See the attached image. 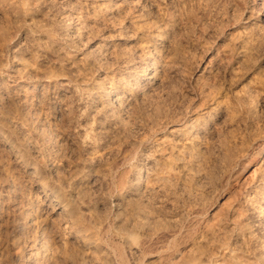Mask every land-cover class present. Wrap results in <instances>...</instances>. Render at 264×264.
<instances>
[{
  "label": "rangeland",
  "instance_id": "374dc122",
  "mask_svg": "<svg viewBox=\"0 0 264 264\" xmlns=\"http://www.w3.org/2000/svg\"><path fill=\"white\" fill-rule=\"evenodd\" d=\"M61 1L57 0V3L55 2L57 5L53 3H46L45 5L48 7L45 5L40 7V5H37L39 3H36L37 6L34 4V7L31 5L32 8H29L30 11L29 9L26 10L29 11L30 14L26 12L24 14L25 17L23 15V17L19 15L22 18L12 11L8 2L3 3L2 1L0 3V5L5 6L0 7V37L2 36V38H0V95L2 96H0V100L4 109L6 106L10 109L9 112L7 111L8 109H5V111L8 112L10 116L12 115L11 117L19 119L17 127L21 128L23 126V131H26L25 133L30 136L31 132H27L29 131L30 126L25 121H21L20 119V107L15 101L14 89L10 87V83H13V79H16L23 81L27 87L38 84L36 85L38 89L34 93V98L36 97V99L33 101L34 111L37 110L35 119L39 118V122L36 124L41 126L42 129L43 127L47 129V131L44 129L43 132L47 136L48 142H45V144L48 145H44L46 153L45 157H48V159L45 160L47 169L42 172L38 180L39 182L35 180L31 181L32 179L30 176L20 170L19 165L16 164L15 161L10 160L5 152H2V148H0V156L2 152V156L0 158V199L2 200V198H5L8 200L9 196H11L6 194L8 184L5 183L4 178L6 177L5 175L13 173L12 175L16 174L15 176H17V178L19 177L17 180L18 182L16 183L17 185L15 186L18 190V195L20 196L19 198L22 199L23 197L24 203H28L30 200L35 205L33 208L34 210L29 214L31 227L18 226L16 222L18 212L14 213L11 209H8L9 206L6 205L0 207V264H32L34 261V255L29 254L35 249L41 250L43 256L41 257L44 261L43 264H105V262L107 264H164L166 259L174 256L186 257L193 264H215L216 260H218L217 262L232 264L231 262H233V260L228 256V253L232 247L229 239L232 238L235 224L239 222L237 218L238 216L236 217L235 214H238L239 208L244 205L242 203H245L244 194L257 189L258 184L261 182L259 180L264 177V150L261 146H259V142H264V134L258 127L256 130H252L255 128V125L259 123L260 126H258L260 128H264V42H262L264 41V0H211V7L208 6L205 9L201 6H206L205 3L199 4L196 0H194V5L191 1V3L189 2L186 5L187 7H189L188 5L191 7L193 5V8L189 7L190 10L177 4H170L168 6L169 8L164 7L163 9V7L160 8L156 3H153L152 0H147L143 4H139L137 7L139 10L136 9L135 15L133 14L136 18L133 15L125 17L123 11L122 14L121 12L117 13V11H113L115 14V17L112 18L113 20L109 17H98L93 12L94 10L103 7L101 6L102 0ZM235 1L238 3L234 4ZM195 2L200 6L195 5ZM222 2H227L228 4H222ZM92 3L96 5H93ZM229 4H231V7ZM236 4L237 6L240 4L238 7L239 9L235 6ZM65 5L69 9L75 8V11H80L83 14V22L84 24H87L88 27H85L82 35L75 34L77 29L74 25L71 27L69 26L70 28L68 27L67 30H69V32L66 30L68 25L62 21L64 12L62 7ZM222 5H224V7ZM177 6H179V8L182 7L181 10ZM217 6L219 7L218 9ZM221 6L226 9L221 8ZM170 7H173L174 10L172 8L170 9ZM232 7H235L240 12H238V10L234 11L235 8L233 9ZM242 7L244 10H242ZM31 9L33 10V13ZM38 9H42L43 11ZM168 9L170 11H167ZM221 9L223 10L221 11ZM8 10H10V13ZM137 10L138 14L136 13ZM175 11L178 14H176ZM5 12L9 13L10 16H7L10 18L7 17L6 19L4 14ZM162 12H165V15H163ZM185 12L189 14L186 15ZM235 12L236 15H234ZM251 13L252 16H249ZM174 15H177V17L174 18ZM246 16L248 18H246ZM145 17H148L149 19H146ZM121 18L124 19L122 20ZM184 19L186 20L184 21ZM109 20L111 22H108ZM219 20H222L223 23ZM255 21L257 23H255ZM136 23L138 25L140 23V28L136 25ZM258 24L261 26V30H259L260 26ZM141 26H143V28ZM248 26H252V28H249ZM220 27L223 29H219ZM156 28H163L165 31H160ZM245 28L253 31L251 32L246 29L247 32L249 31V34L246 31L244 34ZM222 30L224 31L223 33ZM150 33H152L153 36ZM181 33L182 35L184 33L183 37H181ZM220 33H222L221 36ZM160 34L162 36H160ZM174 35L176 37H174ZM253 35L256 36L253 37ZM3 37H5V40ZM241 37L242 39H240ZM173 38L174 40H172ZM252 39H255L256 43H254L255 41ZM230 41L231 43H229ZM238 41L239 44H237ZM243 42H246V46L243 45ZM247 42L250 43L247 44ZM259 42L262 45L259 46ZM250 44L254 46L252 47ZM102 47H104L102 51H98L95 55L92 54L93 50ZM253 48L257 49L253 51ZM220 50L223 52H220ZM150 51L152 54H148ZM249 53L250 55H248ZM242 54H247V56H242ZM222 55L224 57H222ZM246 58L248 60H246ZM152 62H155V67L149 66ZM174 63L176 65H174ZM147 67L148 72H145L146 74L143 76V70ZM156 67H159L160 69H158L159 74L157 73V76L159 77L156 78L157 80H153L154 82L149 81L151 75L153 74V69L151 68ZM237 67L239 70H237ZM233 69L234 71H232ZM134 75H139L143 84L139 87V89L134 88L130 90V86L128 85L129 81L127 80L132 81ZM130 76L132 77L131 79ZM66 82L71 86H75L78 90L80 89L78 98L82 97L81 100H78V98H76L74 94L70 93L68 89L66 90L67 86L64 84ZM200 85L202 86L200 87ZM113 88L117 90V94L121 93L122 95L125 92L126 95L123 99L125 103H118V101L114 99L115 96L113 97L114 101L113 99L110 98V100L107 96H105L104 91H106V89L109 90ZM133 90H136L135 93ZM11 91L12 93H10ZM241 91L242 93H240ZM236 92H239L240 94ZM251 94L255 96H251ZM9 97L10 99H7ZM253 97H256V99L252 100ZM11 98L12 101L14 100L15 102H12ZM241 100L243 102H241ZM110 101H112V103ZM238 102L239 105H241L240 107ZM80 103L81 106L88 105L87 107L89 109L91 107L90 115L92 116L89 115L87 118L88 123L90 122L88 125L93 129L95 128V131L93 130V135L100 140L98 143L99 148L93 152H91L92 150H89L88 152L85 150L83 151L81 147L82 143L78 135L79 123H76L78 121L75 117L78 114V106ZM110 103L115 107L110 106ZM11 104L12 106H10ZM256 104L257 106H254ZM113 108L119 113L121 111L120 114L122 117L130 123L127 124L126 122L127 125H130L128 126L130 134L129 132L126 134L120 124H117L116 126L113 122V118L110 115V110ZM232 109L234 111H232ZM14 110H16L17 113ZM13 111L14 113L12 114ZM249 112H257V114L255 115ZM15 113L16 116H14ZM250 114L252 115V118L249 117L251 116ZM231 115L233 116L230 118ZM235 116H237V118ZM245 118L246 120L247 118L251 119L253 123L252 121L250 122V120L245 121ZM192 119H194V122H192ZM240 119H242V122ZM48 120L52 122H47ZM126 120H124V123ZM92 121L94 122V125H92ZM198 122L200 124L203 123L204 125H200ZM245 123L248 124V127ZM190 125H195L193 128L194 130L189 128ZM207 126H209V128ZM180 128L183 129L181 130ZM121 129L124 132H122ZM187 129L188 131H186ZM204 129L206 130L204 131ZM216 130L218 131L216 132ZM245 130L247 132L249 130L250 131L247 133ZM256 131L260 132L257 133ZM262 131L264 132V129H262ZM243 132H245L246 135H243L246 137L242 135ZM256 133H260V136H257ZM193 134L198 137L195 135L193 136ZM241 136H243L242 138L244 139H246L247 136L251 137H248L249 141L247 142V139L244 140ZM254 136L255 139H253ZM195 137L198 138V140L196 138V142L200 144H198V147L203 146L200 147L203 148L200 149V153H206L205 155L202 153L203 156L201 158L203 163L201 162L197 166L195 163H191V157L189 156L190 153L188 154L190 150H193L192 141ZM233 139H235V141H233ZM31 140H33V142L29 141L26 148L28 158L31 157L30 161L34 160L32 159V156H30L31 153H36L35 150L37 146L43 145L42 143H37L35 139ZM243 141L245 142L242 143ZM239 142H241L242 145L241 143L239 144ZM237 145L239 146L237 147ZM46 146L48 147L46 148ZM58 146L61 150H58ZM185 146L190 147H187L189 151L185 149ZM233 151H235L236 154ZM227 154H229V157H227ZM149 155H151V157ZM180 155L181 159L179 160L177 157ZM90 158L93 159L95 163H93L90 168L84 167V162ZM227 158H230L231 160ZM2 159H7L8 161L5 160L3 163ZM154 160H157L159 164L164 167L169 166L167 170H171L172 173H174L173 171L175 169L176 176L174 173L170 179L172 180V184L169 180V182L166 181L162 185H166L163 188L165 189L167 187L168 191L167 189H165L167 192L162 190L163 188L161 185H153V183L144 181V183H146L142 184L143 189H146L147 186V188H153L154 191L156 190L155 193L157 194H155L151 199H142L141 197H137L136 194L133 195L131 192H128V189L126 188H128L129 183L126 184L124 180L127 182L130 180V166L139 161L138 163L143 164V166H145L144 169L147 170ZM181 164H184V167ZM146 165H148V167ZM205 165L206 167H204ZM4 166L5 168H3ZM201 166L203 168H201ZM85 169H89V171ZM127 169L128 172L125 171ZM176 169H180V172L184 173L181 174L178 172L179 170L176 171ZM10 170L13 171L10 172ZM181 178H183V180ZM118 180L121 182L119 183ZM180 180L183 181L182 185L180 184ZM167 182L173 186L167 185ZM173 182L178 185L176 186ZM40 183L45 185L47 184L48 186H56L55 188L59 190V195L61 196L59 197L60 202L63 201V203H73V210L76 208V211H73L75 215L72 213L73 216L71 217L66 215L61 216L59 214L60 204L56 201L51 202L52 204L49 202L50 199L47 198L43 190L44 188ZM10 184H12V182ZM168 187H170V189ZM158 189L160 190V195L159 192H157ZM174 189L175 191H173ZM1 191L3 193H1ZM183 192H186L187 195H182ZM176 193L177 195H175ZM161 194H165V196ZM121 196L123 198H121ZM136 197L138 198L137 200L135 199ZM126 199L128 201H126ZM172 199H174L175 202ZM241 200L244 201L241 202ZM151 201H154V204ZM143 202V205L145 206H142ZM53 204H55V206H53ZM158 204H160L159 206L163 208V210L157 208ZM174 204L176 208H172V205ZM148 206L150 208H147ZM236 206L238 207L236 208ZM151 207H153V209ZM177 207L179 208L177 209ZM140 208L143 209H141L143 212ZM167 208L171 210L167 211ZM172 209L177 210L175 211ZM159 210L164 214H160ZM146 213H149L147 215L148 217H152L148 219V217H146ZM249 213L250 212L248 211L247 216ZM172 214L174 215L173 217ZM126 215L127 217H125ZM160 215H162V218ZM163 216H165V218H163ZM155 217L156 219L159 218V220L157 219L156 221ZM170 217L172 220H176L179 217L181 219L184 217V219L181 220L179 218L181 220L180 223V220L176 222L171 220L169 222ZM134 218L135 220H133ZM168 218L169 220H166ZM138 219L140 221L146 220L147 225L150 224L151 221L148 222L150 219H154L153 221L155 223L152 221V225L154 224L153 226L150 224L148 226L145 225L144 227H141L139 224H135L139 221ZM126 220L128 225L126 224L127 222H125ZM131 222L133 223L131 224ZM232 222H234V224ZM174 223H176V225H174ZM155 224H158L157 226L159 228ZM212 224L219 227L216 228ZM172 225L174 226L172 227ZM129 227H132V229ZM145 227H147V230ZM121 229L123 231H121ZM143 231H146L147 233H144ZM230 231H232L231 236ZM203 233H206L207 235L204 234V236L206 235L204 237ZM131 234H134L137 239H132ZM150 234H154L153 237ZM175 234L176 236H174ZM209 234H211V236H209L210 241L207 240L209 239ZM220 234H223L222 238H220ZM149 235L152 238L148 237ZM213 235L214 237H212ZM217 236L219 237V240ZM223 236L227 239V241L225 240L227 244L222 240ZM213 239L218 242L213 243ZM199 241H202L200 242V245L203 247L199 245ZM205 241L207 244H203ZM211 244L213 246H209ZM205 245L207 249L204 247ZM196 248H198L199 251H196ZM210 248L213 249L210 251ZM201 249L203 250L200 253ZM135 250L137 251V254L134 252ZM159 250H161V252ZM192 251L196 252V255H193ZM218 251H220L221 254ZM222 254H225L226 257ZM137 255L140 257L138 258ZM207 255L209 258L211 256L212 259L207 258ZM143 258H145L144 261H142ZM205 261L207 262L205 263Z\"/></svg>",
  "mask_w": 264,
  "mask_h": 264
},
{
  "label": "bare ground",
  "instance_id": "6f19581e",
  "mask_svg": "<svg viewBox=\"0 0 264 264\" xmlns=\"http://www.w3.org/2000/svg\"><path fill=\"white\" fill-rule=\"evenodd\" d=\"M3 1V3H7L8 2V4L10 5V7L12 8V11H14V13L16 14V15H23L24 16V14L26 13V12H28L29 13V11H30V7H31V5L34 7V4L36 5V3H39V4H37V5H40V7H43L46 3H53V4H55V2L57 3V0H2ZM2 1H0V3L2 2ZM59 1V0H58ZM61 1V0H60ZM147 0H102V4H101V6H103L102 8L100 7V9H96V10H94L93 12L95 13V15L96 16H98V17H109L110 19H112V18H114L115 17V14H114V12L113 11H117V13H120L121 12V14H122V11H123V13H124V15H125V17H128V16H130V15H135V11H136V9H138L137 7L139 6V4H143L144 2H146ZM153 1V3H156L160 8L161 7H163V9H164V7H168L170 4H177V5H182V6H184V8L186 7L187 9H189V7H191L190 5H188L189 7H187L186 5L191 1L192 3H193V1L194 0H152ZM215 1V0H214ZM221 1V0H220ZM230 1V0H229ZM250 1H252V0H250ZM62 2V1H61ZM190 2V3H191ZM196 2H198L199 4H201V3H205V5L206 6H203V5H201L202 7H204V9L206 8V7H208V6H210V2H211V0H196ZM196 2H195V5H199V4H196ZM221 3V2H220ZM225 4L227 3V2H224ZM223 2H222V4H224ZM235 3H238V2H234V4ZM243 3V2H242ZM59 4V3H58ZM61 4V3H60ZM93 4V3H92ZM146 4V3H145ZM152 4V3H151ZM150 4V5H151ZM155 4V5H156ZM214 4V3H213ZM228 4V3H227ZM234 4H232V5H234ZM36 5V6H37ZM55 5H57V4H55ZM93 5H96V4H93ZM148 5V4H147ZM193 5H194V3H193ZM193 5H192V7L191 8H193ZM230 5V7H231V4H229ZM240 5V4H239ZM239 5L237 6V4L235 5V6H237V8L239 7ZM2 5H0V7H1ZM35 6V7H36ZM46 6V5H45ZM92 6V5H91ZM144 6V5H143ZM172 6V5H171ZM200 6V5H199ZM223 7H224V5H222ZM221 6V8H223ZM244 6V5H243ZM2 7H5L4 5L2 6ZM46 7H48V6H46ZM50 7V6H49ZM142 7V6H141ZM158 7V8H159ZM173 7H175V6H173ZM173 7H170V9L172 8L173 9ZM178 8H179V6H177ZM181 7V6H180ZM198 7V6H197ZM211 7V6H210ZM215 7V6H214ZM226 7V6H225ZM244 7H246V6H244ZM7 8V7H6ZM8 8H9V6H8ZM32 8V7H31ZM38 8V7H37ZM36 8V9H37ZM63 9H64V12H63V17H62V21H64L68 26L66 27V30L68 29V27L70 26H72V25H74L75 27H76V33L75 34H78V35H82L83 34V32H84V30H85V27H88L87 26V24H84V22H83V14L79 11V12H77V11H75V8L74 9H69L66 5L64 6V7H62ZM166 8H165V10H166ZM169 8V7H168ZM182 8V7H181ZM181 8H179L180 10H181ZM219 7L217 6V9H218ZM233 9L235 8V7H232ZM231 8V9H232ZM243 8V7H242ZM1 9V8H0ZM29 9V11H26V10H28ZM34 9V8H33ZM163 9H161V10H163ZM210 9V8H209ZM208 9V10H209ZM214 9V8H213ZM223 9H226V8H223ZM223 9H221V11L223 10ZM239 9V8H238ZM238 9H236L235 8V10L234 11H236V10H238ZM4 10H7V9H4ZM38 10H42V9H38ZM78 10V9H77ZM139 10V9H138ZM138 10H137V14H138ZM174 10V9H173ZM183 10V9H182ZM190 10V9H189ZM196 10V9H195ZM228 10H229V8H228ZM242 10H244V8L242 9ZM241 10V11H242ZM9 11V13H10V10H8ZM7 11V12H8ZM31 11H32V13H33V10L31 9ZM35 11V10H34ZM43 11V10H42ZM160 11V10H159ZM167 11H170L169 9L167 10ZM166 11V12H167ZM187 11V10H186ZM217 11V10H216ZM220 11V10H219ZM234 11H232V12H234ZM39 12V11H38ZM61 12V11H60ZM140 12V11H139ZM176 12V11H175ZM190 12H192V11H190ZM206 12H207V10H206ZM210 12V11H209ZM231 12V13H232ZM238 12H240L239 10H238ZM237 12V13H238ZM243 12V11H242ZM245 12H246V10H245ZM3 13V12H2ZM9 13H4L5 14V16H6V19H7V17H9L10 15H9ZM13 13V12H12ZM27 13V14H28ZM31 13V14H32ZM147 13V12H146ZM157 13V12H156ZM163 13V12H162ZM165 13V12H164ZM163 13V15H165ZM169 13V12H168ZM171 13V12H170ZM183 13V12H182ZM186 13V12H185ZM205 13V12H204ZM212 13V12H211ZM30 14V13H29ZM160 14V13H159ZM173 14V13H172ZM176 14H178L177 12H176ZM187 14H189V13H186V15ZM215 14V13H214ZM221 14V13H220ZM242 14V13H241ZM250 14V13H249ZM7 15H9V16H7ZM117 15V14H116ZM133 15V16H134ZM140 15V14H139ZM162 15V14H161ZM170 15V14H169ZM197 15V14H196ZM232 15V14H231ZM234 15H236V12L234 13ZM234 15H233V17H234ZM247 15V14H246ZM12 16V15H11ZM21 16H19V17H21ZM22 16V17H23ZM121 16H123V15H121ZM150 16V15H149ZM156 16V15H155ZM167 16V15H166ZM172 16V15H171ZM184 16H185V14H184ZM183 16V17H184ZM199 16V15H198ZM197 16V17H198ZM211 16V15H210ZM230 16V15H229ZM228 16V17H229ZM244 16V15H243ZM249 16H252V13H251V15H249ZM21 17V18H22ZM25 17V16H24ZM135 17V16H134ZM160 17V16H159ZM158 17V18H159ZM168 17V16H167ZM175 17H177V15L175 16L174 15V18ZM180 17H182V16H180ZM201 17V16H200ZM10 18V17H9ZM8 18V19H9ZM117 18H118V16H117ZM136 18V17H135ZM142 18V17H141ZM146 18V17H145ZM148 18V17H147ZM146 18V19H147ZM156 18V17H155ZM225 18V17H224ZM246 18H248L247 16H246ZM259 18V17H258ZM122 19V18H121ZM124 19V18H123ZM122 19V20H123ZM127 19V18H126ZM125 19V20H126ZM137 19H138V17H137ZM140 19V18H139ZM149 19V18H148ZM182 19V18H181ZM230 19V18H229ZM232 19H234V18H232ZM231 19V20H232ZM251 19V18H250ZM105 20V19H104ZM113 20V19H112ZM116 20H118V19H116ZM136 20V19H135ZM153 20H154V17H153ZM160 20H162V19H160ZM167 20V19H166ZM186 19H184V21H185ZM200 20V19H199ZM261 20V19H260ZM133 21V20H132ZM137 22H139L138 20H136ZM163 21V20H162ZM175 21V20H174ZM177 21H179V20H177ZM220 21V20H219ZM219 21H218V23H219ZM222 21V20H221ZM220 21V22H221ZM236 21V20H235ZM248 21V20H247ZM246 21V22H247ZM251 21V20H250ZM108 22H111L110 20L108 21ZM144 22V21H143ZM148 22H150V21H148ZM165 22V21H164ZM168 22H169V20H168ZM176 22V21H175ZM180 22H183V21H180ZM179 22V23H180ZM259 22V21H258ZM64 23V24H65ZM151 23V22H150ZM166 23H167V21H166ZM170 23H172V22H170ZM218 23H216V24H218ZM221 23H223V21L221 22ZM224 23L226 24V22L224 21ZM255 23H257L256 21H255ZM63 24V23H62ZM65 24V25H66ZM116 24V23H115ZM132 24V23H131ZM153 24V23H152ZM169 24V23H168ZM176 24V23H175ZM251 24V23H250ZM129 25V24H128ZM136 25L139 27V25H140V23H139V25L136 23ZM147 25V24H146ZM219 25H220V23H219ZM219 25H218V27H219ZM224 25V24H223ZM228 25V24H227ZM248 25V24H247ZM256 25V24H255ZM259 25V24H258ZM117 26V25H116ZM152 26H154V25H152ZM178 26V25H177ZM222 26V25H221ZM260 26V25H259ZM63 27V26H62ZM61 27V28H62ZM69 27V28H70ZM132 27H134V26H132ZM142 28H143V26H141ZM145 27V26H144ZM225 27H227V26H225ZM249 27V26H248ZM140 28V27H139ZM141 28V29H142ZM161 28V27H160ZM160 28H156L157 30H160V31H162L163 30V28L162 29H160ZM176 28V27H175ZM191 28V27H190ZM196 28V27H195ZM249 28H252V26L251 27H249ZM131 29V28H130ZM135 29V28H134ZM147 29V28H146ZM149 29H151V28H149ZM148 29V30H149ZM219 29H223V28H219ZM246 29L247 30H249L248 28H245V30H244V34H245V31H246ZM254 29V28H253ZM262 28H261V26H260V29L259 30H261ZM64 30V29H63ZM132 30V29H131ZM136 30V29H135ZM147 30V31H148ZM152 30V29H151ZM156 30V31H157ZM172 30V29H171ZM226 30V29H225ZM68 32H69V30H67ZM123 31H124V29H123ZM126 31V30H125ZM155 31V30H154ZM163 31H165V29L163 30ZM177 31V30H176ZM221 31V30H220ZM249 31H251V30H249ZM248 31V32H249ZM253 31V30H252ZM251 31V32H252ZM133 32V31H132ZM149 32H150V30H149ZM153 32V31H152ZM167 32V31H166ZM173 32H175V31H173ZM173 32H172V34H173ZM195 32V31H194ZM224 31L222 30V33H223ZM232 32V31H231ZM242 32V31H241ZM247 32V31H246ZM247 32V33H248ZM256 32V31H255ZM4 33V32H3ZM124 33V32H123ZM122 33V34H123ZM138 33V32H137ZM156 33V32H155ZM154 33V34H155ZM159 33V32H158ZM161 33V32H160ZM165 33V32H164ZM189 33V32H188ZM219 33V32H218ZM222 33H220V36H221V34ZM254 33V32H253ZM257 33V32H256ZM255 33V34H256ZM5 34V33H4ZM4 34H3V36H4ZM136 34V33H135ZM151 35H152V33H150ZM169 34V33H168ZM171 34V35H172ZM175 34V33H174ZM225 34V33H224ZM232 34V33H231ZM243 34V33H242ZM249 34V33H248ZM258 34V33H257ZM261 34H262V32H261ZM180 35V34H179ZM181 35H182V33H181ZM183 35H184V33H183ZM183 35L181 36V37H183ZM259 35H260V33H259ZM6 36V35H5ZM128 36H130V35H128ZM131 36H133V35H131ZM137 36V35H136ZM153 36V35H152ZM155 36V35H154ZM160 36H162L161 34H160ZM178 36V35H177ZM231 36H233V35H231ZM243 36V35H242ZM248 36V35H247ZM250 36V35H249ZM251 36H252V33H251ZM256 36V35H255ZM254 35H253V37H255ZM142 37V36H141ZM158 37V36H157ZM173 37V36H172ZM174 37H176L175 35H174ZM180 37V36H179ZM178 37V38H179ZM225 37H226V35H225ZM224 37V38H225ZM234 37V36H233ZM246 37V36H245ZM0 38H2V36L0 37ZM178 38H176V39H178ZM229 38V37H228ZM235 38H236V35H235ZM246 38H248V37H246ZM251 38V37H250ZM257 38H259V37H257ZM3 39L5 40V37H3ZM232 39V38H231ZM230 39V40H231ZM238 39V38H237ZM240 39H242V37L240 38ZM239 39V40H240ZM263 39V38H262ZM172 40H174V38L172 39ZM180 40V39H179ZM185 40V39H184ZM229 40V39H228ZM248 40H250V39H248ZM252 40H254L255 41V39H252ZM251 40V41H252ZM7 41V40H6ZM5 41V42H6ZM145 41V40H144ZM153 41V40H152ZM155 41V40H154ZM156 41H158V40H156ZM176 41V40H175ZM242 41H244V40H242ZM180 42V41H179ZM234 42V41H233ZM236 42H237V40H236ZM261 42V41H260ZM259 42V43H260ZM262 42H264V41H262ZM2 43H4V42H2ZM145 43V42H144ZM153 43V42H152ZM229 43H231V41L229 42ZM228 43V44H229ZM244 44L243 45H245V43L246 42H243ZM250 43V42H249ZM248 42H247V44H249ZM253 43V42H252ZM251 43V44H252ZM254 43H256V41L254 42ZM253 43V44H254ZM259 43H257V44H259ZM171 44V43H170ZM237 44H239V41H238V43ZM242 44V43H241ZM250 44V46H252ZM106 45V44H105ZM140 45V44H139ZM146 45V44H145ZM176 45V44H175ZM224 45V44H223ZM234 45V44H233ZM242 45V46H243ZM260 45H262L261 43L259 44V46ZM147 46V45H146ZM241 46V45H240ZM246 46V45H245ZM244 46V47H245ZM249 46V45H248ZM254 46V45H253ZM252 46V47H253ZM264 46V45H263ZM106 47V46H105ZM108 47V46H107ZM226 47V46H225ZM232 47V46H231ZM244 47H243V49H244ZM258 47V46H257ZM262 47V46H261ZM220 48V47H219ZM248 48V47H247ZM259 48V47H258ZM263 48V47H262ZM104 49V47H102V48H99V49H95V50H93L92 51V54H96L98 51H102ZM162 49V48H161ZM220 49H222V48H220ZM226 49H227V47H226ZM242 49V48H241ZM250 49V48H249ZM248 49V50H249ZM254 49V48H253ZM252 49V50H253ZM257 48H255L253 51H255ZM261 49V48H260ZM218 50V49H217ZM240 50V49H239ZM259 50V49H258ZM152 51V50H151ZM151 51H150V53L148 52V54H152L151 53ZM158 51V50H157ZM229 51V50H228ZM245 51V50H244ZM106 52V51H105ZM107 52H109V51H107ZM220 52H223V51H221L220 50ZM226 52V51H225ZM246 52H247V50H246ZM248 52H250V51H248ZM252 52V51H251ZM103 53V52H102ZM115 53V52H114ZM231 53V52H230ZM237 53H238V51H237ZM99 54V53H98ZM111 54V53H110ZM147 54V55H148ZM226 54V53H225ZM225 54H224V56H225ZM228 54H229V52H228ZM103 55V54H102ZM218 55V54H217ZM231 55V54H230ZM236 55V54H235ZM239 55V54H238ZM248 55H250V53L248 54ZM252 55V54H251ZM104 56V55H103ZM148 56H150V55H148ZM220 56V55H219ZM223 55H222V57H224ZM242 56H247V54L246 55H243L242 54ZM98 57V56H97ZM229 57H231V56H229ZM249 57V56H248ZM215 58V57H214ZM216 58H218V57H216ZM233 58H235V57H233ZM237 58V57H236ZM239 58H241V57H239ZM220 59V58H219ZM229 59V58H228ZM130 60V59H129ZM155 60V59H154ZM153 60V61H154ZM243 60V59H242ZM246 60H248L247 58H246ZM252 60V59H251ZM128 61V60H127ZM151 61V60H150ZM149 61V62H150ZM157 61V60H156ZM231 61V60H230ZM234 61V60H233ZM125 62V61H124ZM174 62V61H173ZM226 62V61H225ZM240 62H242V61H240ZM170 63V62H169ZM243 63H244V61H243ZM155 62H152L151 64H149V66L151 67H155ZM167 64V63H166ZM226 64V63H225ZM158 65V64H157ZM174 65H176L175 63H174ZM220 65H221V63H220ZM239 65V64H238ZM241 65H243V64H241ZM160 66V65H159ZM216 66H218V65H216ZM232 66V65H231ZM224 67V66H223ZM226 67H227V65H226ZM242 67V66H241ZM221 68V67H220ZM225 68V67H224ZM238 68V67H237ZM236 68V69H237ZM151 69H153V74L151 75V77H150V80L149 81H155V79L157 78V77H159V76H157V73L159 74V67L157 68H151ZM159 69V70H158ZM173 69H175V68H173ZM177 69V68H176ZM231 69H232V67H231ZM235 69V70H236ZM148 70V67L146 68V69H144L143 71V76H145V72H148L147 71ZM225 70V69H224ZM237 70H239V68L237 69ZM240 70H241V68H240ZM223 71V70H222ZM228 71V70H227ZM232 71H234V69L232 70ZM231 71V72H232ZM219 72H221V71H219ZM230 72V73H231ZM235 73V72H234ZM136 74V73H135ZM141 74V73H140ZM217 74V73H216ZM142 75V74H141ZM15 76V75H14ZM13 76V77H14ZM241 76V75H240ZM12 77V78H13ZM21 77H23V76H21ZM32 77H34V76H32ZM142 77V76H141ZM15 78V77H14ZM26 78H27V76H26ZM31 78V77H30ZM29 78V79H30ZM35 78V77H34ZM39 78V77H38ZM37 78V79H38ZM47 78V77H46ZM132 77L130 76V79H131ZM147 78H149V77H147ZM222 78V77H221ZM233 78H234V76H233ZM236 78H237V76H236ZM18 79V78H17ZM44 79V78H43ZM48 79V78H47ZM143 79V78H142ZM27 80V79H26ZM32 80V79H31ZM42 80V79H41ZM145 80V79H144ZM157 80V79H156ZM232 80V79H231ZM13 83H10V87L11 88H13L14 89V96H15V101L19 104V107H20V119H21V121H25L29 126H30V128H29V131H27V132H31V134H30V136L29 135H27L25 132L26 131H23V129H22V127L21 128H18L17 127V125L19 124V119L18 118H14V117H11L10 115H9V111H10V109H8L7 108V106L5 107V109H8L7 111L8 112H6L5 111V109H4V107H3V105H2V102H1V100H0V148H2L1 150H2V152H5V154L8 156V158L10 159V160H13V161H15L16 162V164H18L19 165V168H20V170H22L23 172H25L26 174H28L29 176H30V178L32 179L31 181H33V180H35V181H38L39 180V178H40V176H41V174H42V172L43 171H46V164H45V160L46 159H48V157L46 158L45 156H46V153H45V146L44 145H48V144H45V142H47V136L45 135V133L43 132V130L45 129L44 127H43V129L41 128V126H39V125H37L36 123L37 122H39L38 121V117H36V118H38V119H35V116L37 115L36 113H37V110H35L34 111V100L36 99V97L34 98V93L37 91V86L36 85H38V84H36V85H32L31 87H27L26 86V84H24L23 83V81H21V80H16V79H13ZM30 81V80H29ZM33 81V80H32ZM43 81V80H42ZM127 81H129L128 82V85L130 86L129 88H130V90H132V89H139V87L143 84V82H141V79L139 78V75H137V76H135L134 75V77L132 78V81L131 80H127ZM153 81V82H154ZM214 81V80H213ZM10 82V81H9ZM8 82V83H9ZM26 82V81H25ZM41 82V81H40ZM69 82V81H68ZM202 82V81H201ZM227 82V81H226ZM28 83V82H27ZM230 83V82H229ZM4 84H6V83H4ZM64 84H66V86H67V88H66V90L68 89V91L70 92V93H72V94H74L75 95V97L76 98H78L79 97V90L75 87V86H71L70 84H68L67 82L66 83H64ZM151 84H152V82H151ZM232 84V83H231ZM45 85V84H44ZM63 85V84H62ZM202 85H200V87H201ZM208 86V85H207ZM213 86V85H212ZM77 87H78V85H77ZM144 87V86H143ZM209 87H210V85H209ZM248 87V86H247ZM80 88V87H79ZM8 89H9V87H8ZM145 89V88H144ZM11 90V89H10ZM250 90V89H249ZM253 90V89H252ZM252 90H251V92H252ZM129 91V90H128ZM134 91V90H133ZM136 91V90H135ZM135 91H134V93H135ZM204 91V90H203ZM209 91V90H208ZM208 91H207V93H208ZM212 91V90H211ZM248 91V90H247ZM257 91V90H256ZM105 92V96H107L109 99L111 98V99H113V97L115 96V98L114 99H116V101H118V103H120V104H122V103H125L124 102V97H125V92L121 95V93L120 94H117V90L115 89V88H113V89H106V91H104ZM138 92V91H137ZM248 92H250V91H248ZM254 92V91H253ZM5 93V92H4ZM7 93V92H6ZM9 93V92H8ZM10 93H12V91L10 92ZM83 93V92H82ZM148 93V92H147ZM218 93V92H217ZM236 93H239V92H236ZM240 93H242V91L240 92ZM239 93V94H240ZM256 93V92H255ZM254 93V94H255ZM139 94V93H138ZM143 94V93H142ZM211 94V93H210ZM262 94V93H261ZM13 95V94H12ZM135 95V94H134ZM145 95V94H144ZM246 95H247V93H246ZM1 96V95H0ZM37 96V95H36ZM249 96V95H248ZM251 96H255V95H253V94H251ZM251 96H249V97H251ZM258 96V95H257ZM260 96V95H259ZM2 97V96H1ZM144 97V96H143ZM146 97V96H145ZM4 98V97H3ZM82 98V97H81ZM81 98H78V100H81ZM131 98V97H130ZM147 98V97H146ZM149 98V97H148ZM151 98V97H150ZM244 98V97H243ZM242 98V99H243ZM263 98V97H262ZM7 99H10V97L9 98H7ZM110 99V100H111ZM114 99H113V101H114ZM136 99V98H135ZM140 99V98H139ZM254 99H256V97L254 98L253 97V99L252 100H254ZM106 100H107V98H106ZM130 100V99H129ZM144 100V99H143ZM237 100V99H236ZM240 100V99H239ZM251 100V99H250ZM251 100V101H252ZM264 100V99H263ZM11 101H12V98H11ZM10 101V102H11ZM14 101V100H13ZM12 101V102H13ZM14 101V102H15ZM38 101V100H37ZM147 101V100H146ZM231 101V100H230ZM243 101H244V99H243ZM242 100H241V102H243ZM4 102V101H3ZM7 102V101H6ZM36 102V101H35ZM40 102V101H39ZM111 103H112V101H110ZM142 102H144V101H142ZM247 102V101H246ZM254 102V101H253ZM253 102H252V104H253ZM82 103H83V101H82ZM110 103V104H111ZM114 103V102H113ZM236 103H237V101H236ZM15 104V103H14ZM35 104H37V103H35ZM108 104H109V102H108ZM204 104V103H203ZM227 104V103H226ZM233 104H234V101H233ZM241 104V103H240ZM258 104H259V101H258ZM4 105H6V104H4ZM106 105V104H105ZM154 105V104H153ZM156 105V104H155ZM200 105V104H199ZM238 105H239V102H238ZM245 105V104H244ZM10 106H12V104L10 105ZM88 106V105H87ZM87 106H85V105H83V106H81V103L79 104V106H78V114L75 116L76 117V120L78 121V122H76V123H79V125H78V128H79V132H78V135H79V138H80V141H81V143H82V145H81V147H82V149H83V151L85 150V151H91V152H93V151H95V150H97V148H99V141L100 140H98V138L96 137V136H94L93 135V130L95 129H93V128H91V127H89V123H88V121H87V118H88V116L90 115V109H91V107H90V109L87 107ZM110 106H112V104L110 105ZM230 106V105H229ZM241 105H239V107H240ZM254 106H257V104L256 105H254ZM8 107H9V105H8ZM112 107H115V106H112ZM156 107V106H155ZM200 107V106H199ZM222 107V106H221ZM220 107V108H221ZM36 108V107H35ZM108 108V107H107ZM220 108H219V110H220ZM235 108V107H234ZM255 108V107H254ZM254 108H252V109H254ZM261 108V107H260ZM11 109H12V107H11ZM132 109V108H131ZM156 109V108H155ZM190 109V108H189ZM194 109H196V108H194ZM199 109V108H198ZM256 109V108H255ZM262 109V108H261ZM264 109V108H263ZM262 109V110H263ZM119 110V109H118ZM157 110H158V108H157ZM162 110V109H161ZM241 110V109H240ZM239 110V111H240ZM14 111H16V110H14ZM14 111L12 112V114L14 113ZM55 111V110H54ZM93 111V110H92ZM124 111V110H123ZM127 111V110H126ZM156 111V110H155ZM232 111H234L233 109H232ZM245 111V110H244ZM252 111V110H251ZM162 112V111H161ZM231 112V111H230ZM235 112H236V110H235ZM234 112V113H235ZM247 112V111H246ZM16 113H17V111H16ZM16 113H15V115L14 116H16ZM110 115L112 116V118H113V122L116 124V126H117V124H120L121 125V127H122V129L126 132V134H128L127 132H129V134H130V131H128L129 130V127L128 126H130V125H127V124H130V123H128L127 122V120L126 119H124L123 117H122V115L120 114L121 113V111H120V113L117 111V110H114V108L112 109V110H110ZM156 113V112H155ZM231 113H233V112H231ZM237 113V112H236ZM249 113H251V112H249ZM159 114H161V113H159ZM246 114V113H245ZM251 114H257V112H255V113H251ZM250 114V115H251ZM43 115V114H42ZM186 115H188V114H186ZM234 115H236V114H234ZM243 115V114H242ZM254 115V116H255ZM39 116V115H38ZM90 116H92V115H90ZM110 116V117H111ZM125 116V115H124ZM233 115H231L230 116V118L232 117ZM263 116V115H262ZM39 117H41V116H39ZM160 117H161V115H160ZM162 117H163V115H162ZM236 118H237V116H235ZM247 117V116H246ZM250 118H252V115L251 116H249ZM256 117V116H255ZM43 118V117H42ZM41 118V119H42ZM45 118V117H44ZM108 118V117H107ZM112 118H109V119H112ZM234 118V117H233ZM239 118V117H238ZM16 119H18V120H16ZM46 119V118H45ZM48 119V118H47ZM52 119V118H51ZM129 119V118H128ZM156 119V118H155ZM158 119V118H157ZM162 119V118H161ZM164 119V118H163ZM166 119V118H165ZM196 119H198V118H196ZM124 120H126L125 121V123H124ZM159 120V119H158ZM193 120V121H192ZM191 121L192 122H194V119H192ZM241 120V122H242V119H240ZM247 120H250V122L252 121L251 119H248L247 118ZM246 120V118H245V121H247ZM41 121V120H40ZM44 121V120H43ZM109 121H111V120H109ZM133 121V120H132ZM152 121H154V120H152ZM230 121H231V119H230ZM236 121V120H235ZM244 121V122H245ZM256 121V120H255ZM47 122H50L49 120L47 121ZM52 122V121H51ZM50 122V123H51ZM93 122V121H92ZM126 122H127V124H126ZM135 122V121H134ZM133 122V123H134ZM160 122V121H159ZM162 122V121H161ZM191 122V123H192ZM202 122V121H201ZM261 122H263V121H261ZM41 123H44V122H41ZM199 123V122H198ZM197 123V124H198ZM206 123V122H205ZM224 123V122H223ZM247 123V122H246ZM245 123V124H246ZM252 123H253V121H252ZM113 124V123H112ZM154 124V123H153ZM167 124L169 125V123L167 122ZM186 124V123H185ZM193 124V123H192ZM196 124V123H195ZM200 124V123H199ZM201 124H203V123H201ZM200 124V125H201ZM220 124V123H219ZM241 124V123H240ZM260 124V123H259ZM259 124H256L255 125V128H253L252 130H256V128L258 127L259 129H261V132L264 134V132L262 131V129H264L262 126V128H260L259 126ZM22 125V124H21ZM20 125V126H21ZM44 125V124H43ZM50 125V124H49ZM92 125H94V122H93V124ZM119 125V126H120ZM204 125V124H203ZM208 125V124H207ZM216 125V124H215ZM244 125V124H243ZM247 125V127H248V124H246ZM246 125H244V126H246ZM249 125H251V124H249ZM259 125V126H258ZM115 126V127H116ZM118 126V127H119ZM194 126L195 125H190V129H193L194 128ZM24 127H25V124H24ZM158 127V126H157ZM184 127V126H183ZM187 127V126H186ZM204 127V126H203ZM208 128H209V126H207ZM214 127V126H213ZM251 127V126H250ZM97 128V127H96ZM177 128V127H176ZM201 128V127H200ZM216 128V127H215ZM219 128V127H218ZM221 128H222V126H221ZM240 128V127H239ZM252 128V127H251ZM251 128H250V130H251ZM119 129V128H118ZM121 129V130H122ZM165 129H167V128H165ZM178 129H179V127H178ZM181 129V128H180ZM183 129V128H182ZM181 129V130H182ZM198 129V128H197ZM220 129V128H219ZM245 129H247V128H245ZM249 129V128H248ZM27 130V129H26ZM46 131H47V129H45ZM97 130V129H96ZM122 130V132H124ZM176 130V129H175ZM194 130V129H193ZM206 129H204V131H205ZM221 130V129H220ZM238 130V129H237ZM236 130V131H237ZM249 130V131H250ZM95 131V130H94ZM186 131H188V129L186 130ZM192 131V130H191ZM213 131V130H212ZM215 131V130H214ZM218 130H216V132H217ZM246 131V130H245ZM248 131V132H249ZM97 132H99V131H97ZM172 132H173V130H172ZM208 132V131H207ZM247 132V131H246ZM247 132V133H248ZM257 132V131H256ZM258 132H260V131H258ZM257 132V133H258ZM187 133V132H186ZM206 133V132H205ZM234 133V132H233ZM237 133H238V131H237ZM256 133V135L258 136H260V133L259 134H257ZM262 133H261V136H262ZM99 134V133H98ZM101 134V133H100ZM132 134V133H131ZM189 134V133H188ZM218 134H221V133H218ZM218 134H217V136H218ZM243 134H245V132H243L242 133V135ZM191 135V134H190ZM195 134H193V136H194ZM215 135V134H214ZM224 135V134H223ZM240 135H241V133H240ZM246 135V134H245ZM245 135H243V136H245ZM251 135V134H250ZM128 136V135H127ZM131 136V135H130ZM195 136H197V135H195ZM243 136H241V138L243 137ZM129 137V136H128ZM186 137V136H185ZM192 137V136H191ZM198 137V136H197ZM197 137H195V139L192 141V148H193V150H190V152H188V154L190 153V157H191V160L190 161H192L191 163H195V165L197 166L198 164H200L201 162H202V156H203V152H202V150H201V152L203 153H200V149H203V148H200V147H203V146H200V147H198L200 144L199 143H197L196 142V138ZM237 137V136H236ZM236 137H234V138H236ZM246 137V136H245ZM249 136H247V142L249 141L248 139L251 137H249ZM194 138V137H193ZM257 138V137H256ZM31 139H35V141L37 142V143H42L43 145L42 146H37V148H36V150H35V152L36 153H34L33 152V154L31 153V155L30 156H32V159H34V160H32V161H30V158H28V156H27V151H26V148H27V146H28V143H29V141L30 142H33V140H31ZM101 139V138H100ZM131 139V138H130ZM188 139V138H187ZM190 139H192V138H190ZM221 139H223V138H221ZM242 139H244V138H242ZM246 139H244V140H246ZM252 139V138H251ZM250 139V140H251ZM253 139H255V136H254V138ZM48 140H50V139H48ZM197 140H198V138H197ZM204 140V139H203ZM214 140V139H213ZM217 140V139H216ZM239 140V139H238ZM237 140V141H238ZM260 140H261V138H260ZM190 141V140H189ZM210 141V140H209ZM212 141V140H211ZM221 141V140H220ZM219 141V142H220ZM233 141H235V139H233ZM232 141V142H233ZM236 141V142H237ZM252 141V140H251ZM50 142V141H49ZM137 142H138V140H137ZM142 142V141H141ZM204 142H206V141H204ZM224 142V141H223ZM230 142V141H229ZM245 141H243L242 143H244ZM255 142V141H254ZM48 143V142H47ZM100 143H102V142H100ZM129 143V142H128ZM132 143H133V141H132ZM215 143V142H214ZM241 142H239V144H240ZM242 143H241V145H242ZM260 144H259V146H261L262 147V149L264 150V142L263 141H261V142H259ZM51 144H54V143H51ZM50 144V145H51ZM131 144V143H130ZM199 144V145H198ZM206 144V143H205ZM235 144H238V143H235ZM235 144H233V145H235ZM33 145V144H32ZM31 145V146H32ZM35 145H36V143H35ZM34 145V146H35ZM38 145V144H37ZM50 145H49V147H50ZM103 145V144H102ZM132 145V144H131ZM223 145V144H222ZM57 146V145H56ZM55 146V147H56ZM191 146V145H190ZM220 146V145H219ZM229 146V145H228ZM239 145H237V147H238ZM256 146V145H255ZM48 146H46V148H47ZM101 147V146H100ZM186 147V146H185ZM187 147H189V146H187ZM187 147L185 148V149H187ZM224 147V146H223ZM252 147V146H251ZM30 148H32V147H30ZM190 148V147H189ZM212 148V147H211ZM217 148H218V146H217ZM228 148V147H227ZM57 149V148H56ZM80 149V148H79ZM81 149V150H82ZM207 149V148H206ZM231 149H233V148H231ZM248 149V148H247ZM246 149V150H247ZM253 149V148H252ZM32 150V149H31ZM58 150H61L60 149V147L58 146ZM178 150V149H177ZM181 150V149H180ZM188 150V149H187ZM186 150V151H187ZM82 151V152H83ZM189 151V150H188ZM2 152H1V156H2ZM47 152V151H46ZM234 153H235V151H233ZM60 153H61V151H60ZM185 153V152H184ZM212 153V152H211ZM211 153H209V154H211ZM261 153V152H260ZM4 154V153H3ZM54 154V153H53ZM58 154V153H57ZM89 154H90V152H89ZM171 154V153H170ZM177 154V153H176ZM186 154V153H185ZM184 154V155H185ZM202 154V155H201ZM206 154V153H205ZM204 154V155H205ZM236 154V153H235ZM29 155V154H28ZM145 155V154H144ZM146 155H147V153H146ZM151 155H152V153H151ZM151 155H149L150 157H151ZM179 155V154H178ZM229 154H227V157H229L228 156ZM239 155V154H238ZM1 156H0V158H1ZM5 156V155H4ZM168 156V155H167ZM237 156V155H236ZM241 156H242V154H241ZM144 157V156H143ZM174 157V156H173ZM175 157H177V156H175ZM180 157V158H179ZM179 157H177L179 160L181 159V155L179 156ZM186 157V156H185ZM188 157V156H187ZM226 157V156H225ZM4 158V157H3ZM7 158V159H8ZM189 158V157H188ZM244 158V157H243ZM7 159H5V160H7ZM95 159V158H94ZM101 159V158H100ZM155 159V158H154ZM158 159V158H157ZM183 159V158H182ZM204 159V158H203ZM227 159H230V158H227ZM264 159V158H263ZM3 160V163L5 162V160L4 159H2ZM86 160V159H85ZM177 160V159H176ZM185 160V159H184ZM231 160V159H230ZM240 160V159H239ZM238 160V161H239ZM243 160V159H242ZM8 161V160H7ZM188 161V160H187ZM226 161V160H225ZM139 162V161H138ZM134 163V164H132V166H130L131 167V174H130V172H129V174L131 175V177H130V180H129V182H127V181H125L124 180V182H126V184H128V188H126V189H128V192H131L133 195L134 194H136V196L137 197H141L142 199L143 198H147V200L148 199H151L155 194H157V193H155V191L153 190V188H147V186H146V189H143L142 188V184L144 183V181H148L149 183H153V185H155V184H158V185H163L166 181H168L169 182V180L172 178V174H174L175 173V169H174V173H172V171L171 170H167L168 169V167H164L163 165H160L159 164V162L157 161V160H154L153 162H152V164L148 167V165H146L147 167H148V169L147 170H145L144 168H145V166H143V164H140V163ZM206 162V161H205ZM241 162H244V161H241ZM240 162V163H241ZM93 163H95L94 161H93V159H88L86 162H84V167H86V168H90L92 165H93ZM130 163V162H129ZM162 163V162H161ZM164 163V162H163ZM174 163V162H173ZM186 163V162H185ZM203 163V162H202ZM233 163V162H232ZM14 164V163H13ZM179 164V163H178ZM177 164V165H178ZM187 164H188V162H187ZM204 164H206V163H204ZM182 165V164H181ZM184 165V164H183ZM182 165V166H183ZM227 165V164H226ZM3 166V165H2ZM7 166V165H6ZM80 166V165H79ZM174 166V165H173ZM189 166V165H188ZM187 166V167H188ZM128 167V166H127ZM129 167V168H130ZM180 167V166H179ZM184 167V166H183ZM199 167H200V165H199ZM204 167H206V165L204 166ZM233 167V166H232ZM3 168H5V166L3 167ZM17 168V167H16ZM128 168V169H129ZM201 168H203L202 166H201ZM51 169V168H50ZM128 169L127 170H125V171H127L128 172ZM171 169V168H170ZM183 169V168H182ZM200 169V168H199ZM199 169H198V171H199ZM257 169V168H256ZM260 169H261V167H260ZM264 169V168H263ZM262 169V170H263ZM19 170V169H18ZM19 170V171H20ZM85 170H88L89 171V169H85ZM177 170H179L178 172H180L181 170L180 169H176V171ZM197 170V169H196ZM6 171H7V169H6ZM11 171H13V170H10V172ZM257 171H258V169H257ZM260 171V170H259ZM183 172V171H182ZM188 172H189V170H188ZM200 172H201V170H200ZM20 173H21V171H20ZM123 173V172H122ZM181 173V172H180ZM184 173V172H183ZM183 173H181V174H183ZM202 173H203V171H202ZM205 173H206V171H205ZM262 173H263V171H262ZM7 174V173H6ZM13 174V173H12ZM12 174H7V175H5L6 177L4 178V181H5V183H7L8 184V188H6V194H8V195H11V196H9V198H8V200L7 199H5V198H2V200L0 199V207L2 206L3 207V205L5 206H9V208L8 209H11V211H13L14 213H17L18 215V218H17V224H18V226H24V227H31V220L29 219V214H30V212L31 211H33L34 209V203H32V201H28V203H24V201H23V197H22V199L21 198H19L20 196L18 195V190H17V188L15 187L17 184V180H18V178H17V176H15V175H12ZM22 174V173H21ZM20 174V175H21ZM128 174V175H129ZM187 174V173H186ZM185 174V175H186ZM190 174V173H189ZM188 174V175H189ZM191 174H192V172H191ZM264 174V173H263ZM18 175V174H17ZM120 175V174H119ZM128 175H126V176H128ZM196 175H197V173H196ZM45 176V175H44ZM47 176V175H46ZM54 176V175H53ZM56 176V175H55ZM115 176V175H114ZM175 176H176V173H175ZM191 176V175H190ZM202 176V175H201ZM208 176V175H207ZM212 176V175H211ZM4 177V176H3ZM22 177V176H21ZM49 177H51V176H49ZM193 177V176H192ZM199 177V176H198ZM258 177H260V176H258ZM101 178V177H100ZM128 178V177H127ZM184 178V177H183ZM183 178H181L182 180H183ZM186 178V177H185ZM188 178V177H187ZM207 178V177H206ZM261 178V177H260ZM259 178V179H260ZM3 179V178H2ZM1 179V180H2ZM21 179V178H20ZM20 179H19V181H20ZM53 179V178H52ZM55 179V178H54ZM57 179V178H56ZM102 179H106V178H102ZM124 179H125V177H124ZM129 179V178H128ZM197 179H199V178H197ZM210 179V178H209ZM252 179V178H251ZM30 180V179H29ZM61 180V179H60ZM59 180V181H60ZM96 180V179H95ZM100 180V179H99ZM178 180V179H177ZM185 180V179H184ZM186 180H188V179H186ZM193 180V179H192ZM253 180V179H252ZM251 180V181H252ZM105 181V180H104ZM171 181L172 180H170V183H171ZM181 181V180H180ZM194 181V180H193ZM255 181V180H254ZM259 181H261L259 184H258V188L257 189H255V190H253V191H251V192H247L246 194H244L245 196H244V200H245V203H242V204H244L242 207H240L239 208V210H238V214L236 213V212H234V213H236L235 214V216L238 218V223L237 224H235V226H234V231H233V235H232V231H230L231 232V234H230V236L232 235V238H228L229 240H230V244L232 245V247L230 248V252L228 253L229 255V257L233 260V262H231L232 264H264V177H262ZM12 182V184H10ZM39 182V181H38ZM42 182V181H41ZM55 182V181H54ZM58 182V181H57ZM100 182V181H99ZM103 182V181H102ZM118 182H119V180H118ZM121 182V181H120ZM119 182V183H120ZM124 182H123V185H124ZM145 182V183H146ZM167 182V185H170L169 183ZM182 182L183 181H181L180 182V184L182 185ZM187 182V181H186ZM206 182V181H205ZM225 182V181H224ZM246 182V181H245ZM42 183H44V182H42ZM42 183H40V184H42ZM144 183V184H145ZM148 183V184H149ZM174 183V182H173ZM178 183V182H177ZM4 184V183H3ZM172 184V183H171ZM175 185H176V183H174ZM257 184V183H256ZM51 185H54V184H51ZM120 185V184H119ZM178 185V184H177ZM176 185V186H177ZM203 185V184H202ZM249 185V184H248ZM125 186H127V185H125ZM164 186H166V185H164ZM164 186H162V188L164 187ZM170 186H173V185H170ZM176 186H175V188H176ZM189 186H190V183H189ZM201 186V185H200ZM42 187L44 188L43 190H44V192H45V194H46V196H47V198H49L50 199V203L51 202H53V201H56V202H58L60 205V211H59V214L61 215V216H63V215H66V216H73V214H74V212L76 211V208L73 210V207H72V204L71 203H63V201L62 202H60V199H59V197H61L60 195H59V190H57L54 186H48L47 184L45 185V184H42ZM202 187V186H201ZM257 187V186H256ZM169 189H170V187H168ZM173 188V187H172ZM244 188V187H243ZM109 189V188H108ZM116 189V188H115ZM157 189V188H156ZM165 189H167V187L165 188ZM164 188L162 189V190H165ZM162 190H161V192H162ZM241 190H243V189H241ZM5 191V190H4ZM160 190L158 189V191L157 192H159ZM166 191V190H165ZM167 191H168V189H167ZM166 191V192H167ZM171 191V190H170ZM173 191H175V189L173 190ZM172 191V192H173ZM183 191V190H182ZM21 192V191H20ZM62 192V191H61ZM1 193H3L2 191H1ZM63 193V192H62ZM125 193H126V191H125ZM171 193V192H170ZM127 194V193H126ZM183 194H185V195H187L186 194V192L184 193H182V195ZM24 195V194H23ZM62 195H64V194H62ZM122 195V194H121ZM129 195V194H128ZM159 195H160V192H159ZM159 195H156V196H159ZM161 195H163V194H161ZM170 195V194H169ZM175 195H177V193L175 194ZM174 195V196H175ZM184 195V196H185ZM123 196V195H122ZM121 196V198H123ZM155 196V197H156ZM163 196H165V194L163 195ZM173 196V197H174ZM178 196H180V195H178ZM243 196V195H242ZM6 197V196H5ZM103 197V196H102ZM127 197V196H126ZM134 197V196H133ZM135 198L136 200L138 199V198ZM171 197V196H170ZM170 197H168V198H170ZM190 197V196H189ZM172 198V197H171ZM181 198H183V197H181ZM102 199V198H101ZM133 199V198H132ZM140 199V198H139ZM141 199V200H142ZM122 200V199H121ZM135 200V201H136ZM146 200V199H145ZM164 200V199H163ZM165 200H166V198H165ZM173 201H174V199H172ZM243 200V201H244ZM68 201V200H67ZM111 201V200H110ZM126 201H128L127 199H126ZM132 201V200H131ZM156 201V200H155ZM173 201H171V202H173ZM188 201H189V199H188ZM188 201H187V203H188ZM242 200H241V202H243ZM71 202H72V200H71ZM79 202V201H78ZM125 202V201H124ZM130 202V201H129ZM139 202V201H138ZM142 202V201H141ZM152 202V201H151ZM154 202V201H153ZM152 202V203H153ZM168 202V201H167ZM175 202V201H174ZM240 202V201H239ZM119 203H122V202H119ZM134 203V202H133ZM156 203V202H155ZM52 204V203H51ZM124 204V203H123ZM127 204H129V203H127ZM131 204V203H130ZM144 204V202L142 203V206H145V205H143ZM154 204V203H153ZM152 204V205H153ZM171 204H173V203H171ZM190 204V203H189ZM240 204V203H239ZM117 205V204H116ZM115 205V206H116ZM119 205V204H118ZM125 205H126V203H125ZM134 205V204H133ZM137 205H139V204H137ZM146 205H148V204H146ZM151 205V206H152ZM160 204H158L157 205V208H160V209H162L163 210V208H161L160 206H159ZM165 205V204H164ZM163 205V206H164ZM53 206H55V204H53ZM150 206V205H149ZM147 207V208H150V207ZM155 206V205H154ZM162 206V205H161ZM239 206V205H238ZM238 206H236V208L238 207ZM176 208V206H175V204L174 205H172V208ZM191 207V206H190ZM57 208V207H56ZM128 208V207H127ZM146 208V209H147ZM152 209H153V207H151ZM155 208H156V206H155ZM154 208V209H155ZM179 207H177V209H178ZM118 209V208H117ZM142 208H140V210H141ZM168 209V208H167ZM176 209V210H177ZM143 210V209H142ZM141 210V211H142ZM169 210H171V209H168L167 211H169ZM172 210H175V209H172ZM175 210V211H176ZM185 210V209H184ZM74 211V212H73ZM145 211V210H144ZM158 211V210H157ZM160 211V210H159ZM166 211V210H165ZM164 211V212H165ZM174 211V212H175ZM191 211V210H190ZM248 211L250 212L249 214H250V216H249V214H248V216H247V213H248ZM138 212V211H137ZM143 212V211H142ZM147 212V211H146ZM148 212H149V210H148ZM151 212V211H150ZM171 212V211H170ZM73 213V214H72ZM125 213V212H124ZM145 213V212H144ZM152 213V212H151ZM157 213V212H156ZM160 214L161 213H163V212H159ZM172 213V212H171ZM170 213V214H171ZM81 214V213H80ZM80 214H77V215H80ZM149 214V213H148ZM147 213H146V217H148L147 215H148ZM164 214V213H163ZM169 214V213H168ZM176 214H177V212H176ZM175 214V215H176ZM194 214V213H193ZM1 215V214H0ZM75 215V214H74ZM128 215V214H127ZM127 215L125 216V217H127ZM132 215V214H131ZM159 215V214H158ZM142 216V215H141ZM162 215H160V217H161ZM167 216V215H166ZM174 215L172 214V217H173ZM177 216V215H176ZM187 216H188V214H187ZM204 216V215H203ZM234 216V217H235ZM75 217H77V216H75ZM136 217V216H135ZM144 217H145V215H144ZM152 216H150V217H148V219L149 218H151ZM156 217H157V214H156ZM156 217H155V219H156ZM159 217V216H158ZM168 217V216H167ZM199 217V216H198ZM217 217H219V216H217ZM235 217V218H236ZM66 218V217H65ZM138 218V217H137ZM136 218V219H137ZM162 218V217H161ZM161 218H160V220H161ZM163 218H165V216H163ZM180 218V217H179ZM179 218H177L176 219V217H175V219L176 220H172L171 219V217H170V220H169V218L168 219H166V220H169V222L172 220L173 222H176V221H178V220H180ZM192 218V217H191ZM221 218V217H220ZM235 218H233V219H235ZM75 219V218H74ZM125 219V218H124ZM131 219V218H130ZM141 219V218H140ZM145 219V218H144ZM158 220H159V218H157ZM157 219H156V221H157ZM182 219H184V217L182 218ZM181 219V220H182ZM232 219V220H233ZM133 220H135V218L133 219ZM139 220V219H138ZM137 220V221H138ZM154 219H150L148 222H150V224L152 225V221H153ZM181 220L179 221V223L181 222ZM201 220V219H200ZM223 220V219H222ZM221 220V221H222ZM185 221V220H184ZM125 222H127V220L125 221ZM124 222V223H125ZM133 222H135V221H133ZM133 222H131V224L133 223ZM154 222V221H153ZM212 222V221H211ZM225 222V221H224ZM124 223H122V224H124ZM155 223V222H154ZM158 223V222H157ZM223 223V222H222ZM233 224H234V222H232ZM127 225H128V222L126 223ZM130 224V223H129ZM135 224H139L141 227H144L145 225H147V222H146V220L145 221H138V222H136ZM150 224H148V225H150ZM177 224H178V222H177ZM184 224V223H183ZM188 224V223H187ZM125 225V224H124ZM126 225V226H127ZM147 225V226H148ZM154 225V224H153ZM152 225V226H153ZM156 226L158 225V224H155ZM170 225V224H169ZM174 225H176V223H174ZM174 225H172V227L174 226ZM195 225V224H194ZM208 225V224H207ZM206 225V226H207ZM213 225V224H212ZM225 225V224H224ZM130 226V225H129ZM132 226V225H131ZM167 226V225H166ZM184 226V225H183ZM186 226V225H185ZM214 226V225H213ZM220 226H222V225H220ZM67 227V226H66ZM158 227V226H157ZM169 227V226H168ZM170 227H171V225H170ZM195 227V226H194ZM201 227V226H200ZM214 227H216V225L214 226ZM217 227H219V226H217ZM216 227V228H217ZM19 228V227H18ZM127 228H128V226H127ZM126 228V229H127ZM130 228V227H129ZM135 228V227H134ZM147 227H145V229H146ZM156 228V227H155ZM159 228V227H158ZM157 228V229H158ZM182 228V227H181ZM197 228V227H196ZM226 228V227H225ZM72 229V228H71ZM130 229H132V227L130 228ZM157 229H155V230H157ZM104 230V229H103ZM147 230V229H146ZM178 230H179V228H178ZM214 230V229H213ZM228 230V229H227ZM121 231H123L122 229H121ZM129 231V230H128ZM150 231V230H149ZM176 231V230H175ZM181 231V230H180ZM217 231H218V229H217ZM216 231V232H217ZM222 231V230H221ZM144 232V231H143ZM146 232V231H145ZM144 232V233H145ZM156 232V231H155ZM207 232V231H206ZM219 232V231H218ZM224 232V231H223ZM226 232V231H225ZM229 232V233H230ZM110 233V232H109ZM142 233V232H141ZM140 233V234H141ZM147 233V232H146ZM149 233V232H148ZM151 233H152V231H151ZM157 233V232H156ZM175 233V232H174ZM177 233V232H176ZM207 233H209V232H207ZM78 234V233H77ZM155 234V233H154ZM154 234H150V235H152V237H153V235ZM178 234H180V233H178ZM182 234V233H181ZM204 234H206V233H203V236H204ZM215 234V233H214ZM227 234V233H226ZM226 234H224V235H226ZM95 235V234H94ZM111 235V234H110ZM150 235L148 236V237H150ZM158 235H160V234H158ZM194 235V234H193ZM207 235V234H206ZM205 235V236H206ZM216 235V234H215ZM221 235V234H220ZM223 235V234H222ZM222 235L220 236V238H222ZM131 238L132 239H137V237L134 235V234H131ZM142 236H143V234H142ZM145 236V235H144ZM174 236H176V234L174 235ZM203 236H201V237H203ZM204 236V237H205ZM209 236H211V234H209L208 235V238H209ZM93 237V236H92ZM96 237V236H95ZM147 237V236H146ZM152 237H150V238H152ZM158 237V236H157ZM212 237H214V235L212 236ZM227 237V236H226ZM229 237V236H228ZM97 238V237H96ZM149 238V239H150ZM167 238V237H166ZM207 238V237H206ZM217 238H218V240H219V237L217 236ZM225 237L223 236V241H224V243H226V241H227V239L225 238ZM155 239V238H154ZM158 239V238H157ZM200 240H201V238H200ZM204 240V239H203ZM208 241H210V238L209 239H207ZM215 239H213V243H216V242H218V241H214ZM217 240V239H216ZM226 240V241H225ZM88 241H89V239H88ZM96 241V240H95ZM149 241V240H148ZM198 241V240H197ZM211 241H212V238H211ZM221 241V240H220ZM219 241V242H220ZM90 242V241H89ZM200 242H202V241H199V245H200ZM204 242V241H203ZM91 243H92V241H91ZM120 243V242H119ZM127 243V242H126ZM148 243V242H147ZM211 243V242H210ZM221 243V242H220ZM219 243V244H220ZM128 244V243H127ZM126 244V245H127ZM139 244H140V242H139ZM144 244H146V243H144ZM151 244V243H150ZM157 244V243H156ZM203 244H207L206 243V241H205V243H203ZM208 244H209V242H208ZM218 244V243H217ZM216 244V245H217ZM227 244V243H226ZM99 245V244H98ZM152 245V244H151ZM150 245V246H151ZM215 245V244H214ZM201 247H203L202 245H200ZM200 246H199V248H200ZM209 246H213L212 244L211 245H209ZM208 246V247H209ZM152 247V246H151ZM156 247V246H155ZM170 247V246H169ZM193 247V246H192ZM205 248H206V245L204 246ZM216 247V246H215ZM229 247V246H228ZM205 248H204V250H205ZM194 249V248H193ZM197 250L196 251H199L198 250V248H196ZM207 249V248H206ZM211 249H213V248H210V251H211ZM152 250V249H151ZM150 250V251H151ZM202 250L203 249H201V251H200V253L202 252ZM226 250H227V248H226ZM225 250V251H226ZM113 251V250H112ZM160 252H161V250H159ZM195 251V250H194ZM224 251V250H223ZM135 253L137 252L136 250L134 251ZM154 252V251H153ZM193 252V251H192ZM218 252H220V251H218ZM131 253V252H130ZM181 253V252H180ZM189 253V252H188ZM208 253V252H207ZM217 253V252H216ZM34 255V258H33V263L32 264H43L44 263V261H43V259H42V252H41V250H39V249H35V250H32L31 252H30V254L29 255ZM137 254V253H136ZM152 254V253H151ZM182 254H184V253H182ZM187 254V253H186ZM192 254V253H191ZM191 254H190V256H191ZM211 254V253H210ZM220 254H221V252H220ZM175 255H177V254H175ZM181 255V254H180ZM193 255H196V252H193ZM202 255V254H201ZM209 255V254H208ZM207 255V256H208ZM224 257H226V255L225 254H222ZM42 256V257H41ZM94 256V255H93ZM134 256V255H133ZM136 256V255H135ZM138 256V255H137ZM146 256H148V255H146ZM163 256V255H162ZM174 256V255H173ZM186 256V255H185ZM199 256V255H198ZM28 257H31V256H28ZM27 257V258H28ZM98 257V256H97ZM96 257V258H97ZM140 256H138V258H139ZM149 257H150V255H149ZM168 257V256H167ZM188 257V256H187ZM228 257V258H229ZM93 258V257H92ZM161 258V257H160ZM207 258H209V256L207 257ZM210 258H211V256H210ZM209 258V259H210ZM219 258V257H218ZM95 259V258H94ZM144 259L145 258H143V260L142 261H144ZM212 259V258H211ZM137 260V259H136ZM164 260V259H163ZM228 260V259H227ZM93 261V260H92ZM102 261V260H101ZM106 261V260H105ZM204 261V260H203ZM208 261V260H207ZM207 261H205V263L207 262ZM218 260H216V263L215 262H213V263H215V264H226V263H223V262H217ZM231 261V260H230ZM91 262V261H90ZM159 262V261H158ZM228 262H229V260H228ZM160 263V262H159ZM23 264V263H22ZM27 264V263H26ZM47 264V263H46ZM105 264H107L106 262H105ZM143 264V263H142ZM163 264V263H162ZM164 264H193V263H191L190 262V260L188 259V258H186V257H179V256H174V257H171V258H169V259H166V261L164 262ZM200 264V263H199ZM201 264H203V263H201Z\"/></svg>",
  "mask_w": 264,
  "mask_h": 264
}]
</instances>
